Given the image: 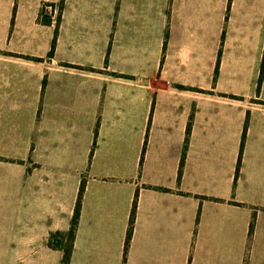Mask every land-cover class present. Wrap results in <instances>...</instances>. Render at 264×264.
<instances>
[{"label": "crops", "instance_id": "1", "mask_svg": "<svg viewBox=\"0 0 264 264\" xmlns=\"http://www.w3.org/2000/svg\"><path fill=\"white\" fill-rule=\"evenodd\" d=\"M263 59L264 0H0V264L81 185L69 264H264Z\"/></svg>", "mask_w": 264, "mask_h": 264}, {"label": "trees", "instance_id": "2", "mask_svg": "<svg viewBox=\"0 0 264 264\" xmlns=\"http://www.w3.org/2000/svg\"><path fill=\"white\" fill-rule=\"evenodd\" d=\"M59 20V14L57 16V21ZM41 23L43 24H50V16L46 15H41ZM55 40H56V33L52 39V44H51V50L48 55H51L52 50L55 45ZM264 72V59L261 65V70H260V76L263 75ZM189 129H187V135H188ZM82 188L83 186L81 185V188L78 193L75 209H74V214L71 219V224L69 230L65 234H61L59 232H56L55 234H52L48 241H47V246L51 249H58L62 252V260L61 264H69L70 257H71V252H72V243L73 239L75 236V231H76V225H77V220L79 216V208H80V200H81V193H82ZM135 201L133 202V207L131 210L130 218H129V225L128 229L126 232V238H125V243H124V254L126 252L130 235H131V229H132V224L134 220V213H135Z\"/></svg>", "mask_w": 264, "mask_h": 264}, {"label": "built area", "instance_id": "3", "mask_svg": "<svg viewBox=\"0 0 264 264\" xmlns=\"http://www.w3.org/2000/svg\"><path fill=\"white\" fill-rule=\"evenodd\" d=\"M45 9L49 12L51 17H57L59 14L58 10L56 8L51 7V6H46Z\"/></svg>", "mask_w": 264, "mask_h": 264}, {"label": "rangeland", "instance_id": "4", "mask_svg": "<svg viewBox=\"0 0 264 264\" xmlns=\"http://www.w3.org/2000/svg\"><path fill=\"white\" fill-rule=\"evenodd\" d=\"M51 7H53V6H51ZM53 8H55V7H53ZM46 12L48 13L47 15L50 16V18H51V15L49 14V12L47 10H46ZM56 19H57V17H56Z\"/></svg>", "mask_w": 264, "mask_h": 264}]
</instances>
